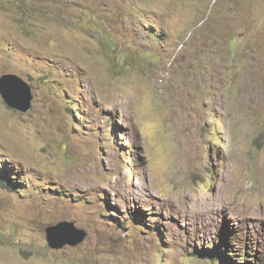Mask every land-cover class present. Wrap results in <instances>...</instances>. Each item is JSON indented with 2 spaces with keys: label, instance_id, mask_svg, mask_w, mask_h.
<instances>
[{
  "label": "rangeland",
  "instance_id": "374dc122",
  "mask_svg": "<svg viewBox=\"0 0 264 264\" xmlns=\"http://www.w3.org/2000/svg\"><path fill=\"white\" fill-rule=\"evenodd\" d=\"M4 74L0 264H264V0H0Z\"/></svg>",
  "mask_w": 264,
  "mask_h": 264
},
{
  "label": "water",
  "instance_id": "95a60500",
  "mask_svg": "<svg viewBox=\"0 0 264 264\" xmlns=\"http://www.w3.org/2000/svg\"><path fill=\"white\" fill-rule=\"evenodd\" d=\"M0 96L9 109L19 113H26L30 109V87L16 75L0 76ZM85 237L86 233L73 228L72 223L60 222L45 229V239L52 249H61L64 245L75 246Z\"/></svg>",
  "mask_w": 264,
  "mask_h": 264
},
{
  "label": "trees",
  "instance_id": "16d2710c",
  "mask_svg": "<svg viewBox=\"0 0 264 264\" xmlns=\"http://www.w3.org/2000/svg\"><path fill=\"white\" fill-rule=\"evenodd\" d=\"M3 173H6L5 169H2ZM158 179H159V175H158ZM15 184L13 181H10L9 179V175H2L0 176V188L1 189H8L9 191L14 190ZM158 232V231H157ZM222 245H218V246H213V248L211 247H205V249L203 251L198 250L197 252L199 254H206L207 256H209L208 258H204L208 261L211 262H222V264H252L251 261H255L257 259L256 255H252L250 253V250L247 246H244V248L241 249V251H239V258H241L240 260H243L244 263H237L232 257L234 255H229L228 253H224L223 250H221ZM226 252H229L228 250H226ZM232 256V257H230ZM246 257H249V259H246Z\"/></svg>",
  "mask_w": 264,
  "mask_h": 264
},
{
  "label": "clouds",
  "instance_id": "9594fccd",
  "mask_svg": "<svg viewBox=\"0 0 264 264\" xmlns=\"http://www.w3.org/2000/svg\"><path fill=\"white\" fill-rule=\"evenodd\" d=\"M141 222H143V219L141 220Z\"/></svg>",
  "mask_w": 264,
  "mask_h": 264
}]
</instances>
